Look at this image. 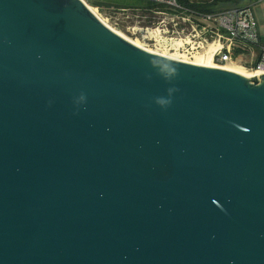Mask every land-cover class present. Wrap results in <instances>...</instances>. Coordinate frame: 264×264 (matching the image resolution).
I'll list each match as a JSON object with an SVG mask.
<instances>
[{
    "label": "water",
    "instance_id": "water-1",
    "mask_svg": "<svg viewBox=\"0 0 264 264\" xmlns=\"http://www.w3.org/2000/svg\"><path fill=\"white\" fill-rule=\"evenodd\" d=\"M0 264H264V74L0 0Z\"/></svg>",
    "mask_w": 264,
    "mask_h": 264
},
{
    "label": "built area",
    "instance_id": "built-area-1",
    "mask_svg": "<svg viewBox=\"0 0 264 264\" xmlns=\"http://www.w3.org/2000/svg\"><path fill=\"white\" fill-rule=\"evenodd\" d=\"M141 1L158 8L153 13L162 19L163 31L170 32V28L189 26L193 29L191 42L197 49L204 50L217 45L214 56L216 65H228L233 59L246 63L245 59L248 58L251 68L245 66L246 69L256 74H264V35L260 31L253 4L200 14L184 6L181 0ZM203 19L208 22L207 25L202 22Z\"/></svg>",
    "mask_w": 264,
    "mask_h": 264
},
{
    "label": "rangeland",
    "instance_id": "rangeland-1",
    "mask_svg": "<svg viewBox=\"0 0 264 264\" xmlns=\"http://www.w3.org/2000/svg\"><path fill=\"white\" fill-rule=\"evenodd\" d=\"M194 2L207 3L213 2L214 0H192ZM220 3L217 6V10H227L231 9L228 4H224L219 0ZM95 2L102 3L105 5H114L117 7H125L130 10L118 12L115 9H100L98 7H93L92 4ZM86 3L95 9L101 19L105 21L111 28L118 31L128 39L133 42L141 44L144 48L154 51L156 53L164 54L165 47L170 49V54L175 53L174 45L181 43L179 48L181 53L191 54L195 52L204 53L209 47L202 50L192 44L191 42V32L193 29L189 26L180 27L178 29L170 28V32L163 31V26L161 24L162 19L156 16L154 13L146 12L147 8L151 7L152 4L141 1V0H86ZM251 4L254 5V13L257 17L260 31L264 35V0H252ZM249 5V0L242 5L243 7ZM138 8L144 9L140 10ZM233 8V7H232ZM138 9V10H131ZM204 24L208 22L203 19ZM185 25V24H183ZM172 27V26H171ZM195 41V40H194ZM189 46H186L188 45ZM191 45V46H190ZM244 59V58H243ZM246 63L238 59H233L228 65H240L241 67L251 68V65L248 63L249 59L246 58ZM226 66V65H225ZM246 66V67H245ZM248 70V69H246ZM249 71V70H248ZM251 72V71H249ZM253 73V72H252Z\"/></svg>",
    "mask_w": 264,
    "mask_h": 264
},
{
    "label": "bare ground",
    "instance_id": "bare-ground-1",
    "mask_svg": "<svg viewBox=\"0 0 264 264\" xmlns=\"http://www.w3.org/2000/svg\"><path fill=\"white\" fill-rule=\"evenodd\" d=\"M94 11H95V9H94ZM95 13H97V12L95 11ZM134 43L138 46L143 47L139 43H136V42H134ZM181 45H182L181 43H177L176 45H174L175 53L172 55H169V57L179 59V60H183V61H187V62H192V63L199 64V65L216 66V63L214 62V56H215V52L218 49L217 45L210 46L204 53L195 52V53H191V54L181 53L179 50ZM170 53H171L170 49L165 47L163 55L167 56ZM224 67L226 69L233 70V71H236L240 74L247 75V76H251V75L256 74V73L249 72L248 70H246V68L241 67L240 65H226Z\"/></svg>",
    "mask_w": 264,
    "mask_h": 264
},
{
    "label": "trees",
    "instance_id": "trees-1",
    "mask_svg": "<svg viewBox=\"0 0 264 264\" xmlns=\"http://www.w3.org/2000/svg\"><path fill=\"white\" fill-rule=\"evenodd\" d=\"M250 1H252V0H250ZM181 2L184 6L189 7L191 10H194L200 14H211V13L216 12V11H222V10L216 9L218 4L220 3L219 0H214L213 2H207V3H200V2L196 3L192 0H181ZM221 2L224 4H228L232 9V7L233 8L243 7L242 5L246 2V0H222ZM92 6L98 7L100 9H105V8L106 9H115L118 12L130 10L128 8H125V7H117L114 5H105V4L97 3V2L92 4ZM138 9L144 10L141 8H138ZM138 9H131V10H138ZM157 9L158 8L156 6L152 5L151 7L147 8L146 12L150 11L151 13H153Z\"/></svg>",
    "mask_w": 264,
    "mask_h": 264
},
{
    "label": "crops",
    "instance_id": "crops-1",
    "mask_svg": "<svg viewBox=\"0 0 264 264\" xmlns=\"http://www.w3.org/2000/svg\"><path fill=\"white\" fill-rule=\"evenodd\" d=\"M251 2H252V1L249 0V5H252ZM256 18H257V17H256ZM232 65H233V64H232Z\"/></svg>",
    "mask_w": 264,
    "mask_h": 264
}]
</instances>
